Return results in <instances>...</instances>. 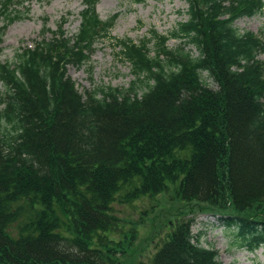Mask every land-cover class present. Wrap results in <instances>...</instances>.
Segmentation results:
<instances>
[{
  "label": "trees",
  "instance_id": "1",
  "mask_svg": "<svg viewBox=\"0 0 264 264\" xmlns=\"http://www.w3.org/2000/svg\"><path fill=\"white\" fill-rule=\"evenodd\" d=\"M81 1L75 34L44 19L0 64V264H141L118 261L137 230L113 204L158 195L188 206L160 222L149 264H220L192 234L198 214L235 228L237 247H264V41L235 26L264 0H187L169 35L138 42L112 38L117 15L102 21L99 0ZM21 3L0 0V44ZM104 40L132 80L79 92L67 68Z\"/></svg>",
  "mask_w": 264,
  "mask_h": 264
},
{
  "label": "rangeland",
  "instance_id": "2",
  "mask_svg": "<svg viewBox=\"0 0 264 264\" xmlns=\"http://www.w3.org/2000/svg\"><path fill=\"white\" fill-rule=\"evenodd\" d=\"M22 2L16 5V10L24 17L10 25L0 44V64L13 63L15 53L22 47H32V41L42 29L43 20L47 19V27L54 31L65 18L64 30L68 36L75 34L79 27V13L83 9L81 0H17ZM187 0H144L143 3H134L132 0H99L96 12L102 21L117 15L111 29L110 36L114 39L128 38L138 42L146 37L151 29L158 34L169 35L173 29L187 19ZM235 26L242 31L252 32L264 41V8L251 18H242L236 21ZM178 40H170L169 48H176ZM91 61L77 69L67 68V75L75 84L79 92L92 90L96 87H127L132 80L129 66L121 63L118 50L111 40L100 41L95 46ZM189 50L194 56L197 51L193 47ZM264 60V55H260ZM90 67H92L90 73ZM207 84L217 89L211 81ZM0 85V92H2ZM188 205L171 202L169 195H158L153 198H142L132 203L115 202L113 214L125 224L124 231H128L130 224L137 230V239L133 249L118 261L149 264L155 249L164 240V230L158 226L168 215L185 209ZM192 214L188 215V218ZM142 223V225H140ZM153 231V243L148 240L149 225ZM154 230V229H153ZM192 234L198 238L201 247L214 250L218 253L220 264H264V247L251 252L246 247H237L239 240L235 228H226L216 218L198 214L191 228ZM155 237V235H157ZM126 259V260H125Z\"/></svg>",
  "mask_w": 264,
  "mask_h": 264
}]
</instances>
